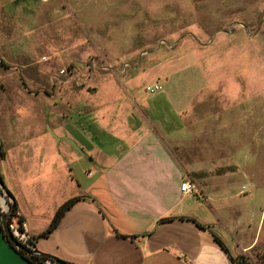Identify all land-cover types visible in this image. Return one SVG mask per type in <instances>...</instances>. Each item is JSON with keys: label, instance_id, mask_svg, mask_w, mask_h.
<instances>
[{"label": "crops", "instance_id": "crops-1", "mask_svg": "<svg viewBox=\"0 0 264 264\" xmlns=\"http://www.w3.org/2000/svg\"><path fill=\"white\" fill-rule=\"evenodd\" d=\"M0 26V176L27 237L81 198L34 249L71 264H230L208 228L215 210L201 216L195 199L214 189L216 167L190 154L184 168L173 153L188 144L187 50L156 59H138L129 46L112 55L100 48L98 59L86 50L56 71L54 59L36 66L26 51L10 52L18 24ZM154 84L161 89L147 91ZM182 181L194 192H180ZM0 264H29L1 234Z\"/></svg>", "mask_w": 264, "mask_h": 264}, {"label": "rangeland", "instance_id": "rangeland-1", "mask_svg": "<svg viewBox=\"0 0 264 264\" xmlns=\"http://www.w3.org/2000/svg\"><path fill=\"white\" fill-rule=\"evenodd\" d=\"M9 21L18 24L10 52L26 51L36 66L54 59L56 71L86 50L98 59L100 48L129 46L156 59L185 48L193 98L188 144L174 156L184 168L190 154L216 167L214 189L196 194L201 216L215 210L208 228L231 257L264 264V0H0V22Z\"/></svg>", "mask_w": 264, "mask_h": 264}, {"label": "trees", "instance_id": "trees-1", "mask_svg": "<svg viewBox=\"0 0 264 264\" xmlns=\"http://www.w3.org/2000/svg\"><path fill=\"white\" fill-rule=\"evenodd\" d=\"M3 158V152L0 149V159ZM0 195H1V190H0ZM12 198V196H11ZM80 197H72L68 200H66L65 202H63L54 212L48 226L44 229V231H42L39 235L35 236V237H27V243L31 245V247L34 249L33 247V241L37 238H42L47 236L56 226V224L58 223L60 217L62 216V214L68 210L70 207H72L74 204H76L78 201H80ZM9 206L12 207L11 213L8 217V223L10 222L11 217H14L16 219V223L18 224V228L23 231L22 228V219L21 217H18L16 215V207L12 198V202L9 203ZM0 216H1V207H0ZM182 218V217H181ZM187 221H190L191 223H193L196 227L202 229L204 228L201 224H199L198 222H196L194 219L191 218H183ZM170 220V218H165V219H160V222L163 221H167ZM113 233L116 236L119 237H123V238H134V236H123L118 234L115 230H113ZM0 234L2 236V238L4 239V241L8 244V246L18 255L20 256L23 260H25L26 262H28L29 264H46L47 261H52V256L47 255V256H39L37 254H32L31 253V249H29L28 247H26L25 245H21V247L19 248H15L13 247L7 240L6 236L4 235L3 231L0 228ZM212 240L214 242V244L226 255V257L228 258V261L230 262V264H249L245 261L244 256L242 255H237L236 257H231L228 253L227 248L225 247V245L222 243V241L217 238V236L212 235ZM35 250V249H34ZM67 263V262H66ZM71 264V263H69Z\"/></svg>", "mask_w": 264, "mask_h": 264}, {"label": "water", "instance_id": "water-1", "mask_svg": "<svg viewBox=\"0 0 264 264\" xmlns=\"http://www.w3.org/2000/svg\"><path fill=\"white\" fill-rule=\"evenodd\" d=\"M0 190H1V200H2V205L4 207H6V209L4 210H1V216H0V228L1 230L3 231L4 235L6 236L8 242L15 248H19L21 247V244H19L12 236L9 228H8V217L11 213V210H12V207L9 206V203L12 202V198H11V195L9 194L8 190L6 189V187L4 186V183L1 179V176H0ZM27 247L29 249H31V253L32 254H37L39 256H47V254H44V253H41L39 251H36L34 250L30 244H27ZM50 263H53V264H69V263H66L62 260H59L55 257L52 258V261Z\"/></svg>", "mask_w": 264, "mask_h": 264}, {"label": "built area", "instance_id": "built-area-1", "mask_svg": "<svg viewBox=\"0 0 264 264\" xmlns=\"http://www.w3.org/2000/svg\"><path fill=\"white\" fill-rule=\"evenodd\" d=\"M63 71L61 70L60 73H62ZM161 87L160 85L158 84H154L152 87H148L147 88V91L149 92H154V91H158L160 90ZM179 190L180 192L184 193V194H191L194 192L195 190V187L194 185H191L190 183H188L187 181H182L180 182V185H179ZM0 207H1V210H5L6 207H4L2 204H1V197H0ZM8 228L13 236V238L21 245H25L27 247V235L25 234L24 230L21 231L19 228H18V224H16L15 222L13 221H10L8 223ZM50 262H46V264H49ZM50 264H53V263H50Z\"/></svg>", "mask_w": 264, "mask_h": 264}, {"label": "bare ground", "instance_id": "bare-ground-1", "mask_svg": "<svg viewBox=\"0 0 264 264\" xmlns=\"http://www.w3.org/2000/svg\"><path fill=\"white\" fill-rule=\"evenodd\" d=\"M1 203H2V200H1Z\"/></svg>", "mask_w": 264, "mask_h": 264}]
</instances>
